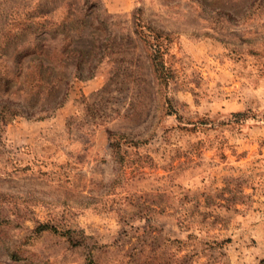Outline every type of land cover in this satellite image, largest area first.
Returning a JSON list of instances; mask_svg holds the SVG:
<instances>
[{"label":"rangeland","instance_id":"obj_1","mask_svg":"<svg viewBox=\"0 0 264 264\" xmlns=\"http://www.w3.org/2000/svg\"><path fill=\"white\" fill-rule=\"evenodd\" d=\"M90 2L0 0L1 105L32 91L4 80L48 39L15 35L43 12L108 19L116 51L52 115L0 132V264H264V0ZM139 9L170 33L161 92L133 33Z\"/></svg>","mask_w":264,"mask_h":264},{"label":"trees","instance_id":"obj_2","mask_svg":"<svg viewBox=\"0 0 264 264\" xmlns=\"http://www.w3.org/2000/svg\"><path fill=\"white\" fill-rule=\"evenodd\" d=\"M90 1L87 0L89 7L92 3ZM139 11L140 9L133 13V33L147 51L146 57L151 69L153 85L156 86L158 92H161V88L168 85L175 76L171 65L166 60L171 42L170 33L144 21ZM41 14L45 16L44 22H40L36 26L25 23L15 33V35L17 33L25 34L27 31L33 30L38 35L45 33L49 37L36 44L33 49L34 55L26 62L28 66H24L20 72H16V82L14 78L5 75V91L14 88L13 91L16 95L17 93L22 95V92H27L28 89L32 91H28L30 93L25 95V102L17 101L16 105L13 103L0 104L1 133L10 119L16 115L39 119L52 115L65 102L73 78L88 79L93 77L106 55L116 52L112 50L113 32L103 36L100 29L103 25L109 27L108 19L102 18L103 20H100L99 24L90 19V14L84 13L83 15L82 11L76 13L72 10H68L59 21L46 12ZM4 44L7 47L11 42L7 40ZM121 61L122 59H118L119 63ZM118 69H121V66ZM124 76H130L126 70H124ZM12 82L15 83V86L12 85ZM42 100H48L47 104H40ZM243 114L244 112L233 113L238 116ZM108 133L111 140L110 145L117 151L121 145L119 139L116 138L118 132L109 129ZM127 136L125 133L120 134V137L125 138V143L133 142V145H138V141L129 140ZM141 142H145V140ZM55 228L57 226H52L47 221H39L36 230L39 232L48 229L56 230Z\"/></svg>","mask_w":264,"mask_h":264}]
</instances>
